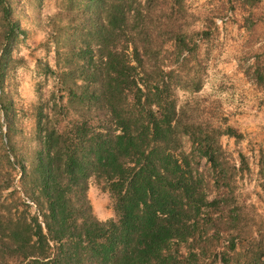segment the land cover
Segmentation results:
<instances>
[{
  "label": "rangeland",
  "instance_id": "1",
  "mask_svg": "<svg viewBox=\"0 0 264 264\" xmlns=\"http://www.w3.org/2000/svg\"><path fill=\"white\" fill-rule=\"evenodd\" d=\"M175 9L155 14L161 51L150 57L187 131L182 148L208 200L217 201L205 210L209 232L199 241L198 264H264V0H186L184 11ZM90 13L86 0H0V264H21L2 246L9 244V207L19 199V213L37 215L23 195L22 169L30 170L41 150L39 124L67 133L81 115L104 117L87 112L75 87L86 85L79 72L85 66L73 55L88 44L96 50L82 30ZM177 30L184 44L171 40ZM227 129L237 136L223 134ZM215 138L222 147L218 168L197 145ZM103 187L89 181L93 213L117 221Z\"/></svg>",
  "mask_w": 264,
  "mask_h": 264
},
{
  "label": "trees",
  "instance_id": "2",
  "mask_svg": "<svg viewBox=\"0 0 264 264\" xmlns=\"http://www.w3.org/2000/svg\"><path fill=\"white\" fill-rule=\"evenodd\" d=\"M185 1L86 0L91 17L82 30L91 34L96 50L88 44L73 55L85 66L79 72L86 85L75 87L87 112L104 117L81 115L67 133L39 124L41 150L30 170L22 169L23 195L37 215L19 213V199L9 207V244L2 246L10 259L21 264H198L199 241L209 232L205 210L217 201L208 200L204 179L182 148L187 131L150 57L161 51L154 40L155 14L164 8L184 11ZM178 31H172L171 40L184 44ZM223 134L237 136L232 129ZM197 145L200 156L218 168V139ZM92 178L112 196L117 221L94 215L87 195Z\"/></svg>",
  "mask_w": 264,
  "mask_h": 264
}]
</instances>
